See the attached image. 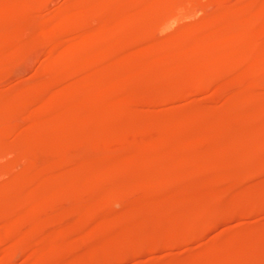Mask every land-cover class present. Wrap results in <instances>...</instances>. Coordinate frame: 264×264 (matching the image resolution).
<instances>
[{"label":"rangeland","instance_id":"374dc122","mask_svg":"<svg viewBox=\"0 0 264 264\" xmlns=\"http://www.w3.org/2000/svg\"><path fill=\"white\" fill-rule=\"evenodd\" d=\"M77 1L8 0L7 2V0H0V3L2 2L0 6L3 8H0V110L4 112L2 115L0 114V221L3 219L0 222V231L3 232V227L6 228L11 223H16L18 226L14 232L7 230L8 233L5 231L0 234V264H264V176H262L264 173V78L259 76L254 79L259 83L253 80L248 83L245 81L244 84L245 76H243L257 70L261 63L264 64L263 57H261L263 62H259L260 64L257 62L260 59L259 56H263L262 52L264 53V0H179V3L178 0H174V3L167 0L171 4L164 3L166 0H162L163 2H160L164 3L162 7L157 5L159 3L154 0H132V2L121 0L120 4L123 9L122 12L117 11L119 13L112 12L113 9L115 11V5L119 3L117 0H86L85 3L90 1L92 4L87 3L91 6L89 12H94L93 8L95 7L96 10L99 5L102 8L98 7L94 13L85 14L83 17L86 19L79 17L80 21L77 19L78 17H73L74 9L80 4L79 2L84 0ZM256 1L257 4H255ZM95 3L97 4L95 5ZM6 5L8 6L6 7ZM131 5L135 9L131 8L130 10ZM155 5L157 6L155 7ZM110 7H112L111 11ZM164 7L167 8V11ZM153 8L154 11H152ZM1 10L3 11L1 12ZM227 11H231L230 14ZM65 12H69L68 20L58 19ZM146 12L155 13L158 18L156 16L154 18L148 13L149 17L152 16L151 20L150 18H148L149 20L144 19ZM121 13L123 15L118 17L119 19L117 18V22L115 17L113 18L115 22H112L113 15H121ZM126 16L129 19L123 21ZM222 18L225 20L230 18V21H227V26L216 23ZM233 19H235L234 22H232ZM107 21L109 22L106 23ZM146 21L149 22L146 24ZM231 24L233 26H230ZM47 26L51 27L48 29ZM99 26L102 27L106 40L110 41L111 50L103 55H97V52H94L96 55L94 53L92 55L90 48L92 49L94 46L92 50L97 51L96 38L86 40L87 43L85 41L79 43L78 39L82 29L91 28L89 31H93ZM206 26L210 28H206ZM198 27L207 32L209 29L210 32H208L209 34L207 32L200 33L205 37L204 40L201 38L202 42L197 35L195 36L199 30H202L198 29L194 32ZM211 29L213 33L210 31ZM233 29L238 32L236 33ZM61 33L66 34V37L70 33V36L68 35L66 38ZM137 33L141 35L138 36ZM247 35L250 38L247 39ZM118 36L122 38V41L117 38ZM136 37L140 38L139 42L140 40L142 42L137 43ZM186 37L193 38L189 40ZM215 38L217 39L215 40ZM242 38L247 41H242ZM112 39L115 40L112 41ZM144 40L148 41L143 43ZM233 40L236 43L239 40V43L236 44ZM157 41L165 44V51L163 50L162 54L153 57L154 54L144 49V45ZM62 42L68 43L64 45ZM84 43L87 46H82L85 45ZM176 43L177 45H175ZM224 44L228 46L225 48ZM116 48L127 49L126 54L119 58L114 54L115 52L113 53L114 50L117 52ZM51 50L53 54H56L53 55ZM69 50H72L71 53ZM207 51H210L207 54H213L210 57L206 54L207 59H205L204 53ZM1 52L5 57L1 55ZM226 52L228 55L225 54ZM86 53L97 57L96 64L100 65L97 66L102 71L84 75L77 73L76 76L80 75L83 86L73 90L72 93L70 92L67 97L62 96L66 100H61L60 94L69 85L71 78L75 76L74 74L69 75L73 73L71 70L75 65L73 63H76L78 58H85ZM184 53L187 54L184 55ZM191 53L200 56L196 57L197 60H200L195 61L196 64H199L198 67L193 64L195 70L192 71L196 74L189 77L182 76L184 81L178 76L179 80L172 78L173 80L167 82L166 73L175 69L176 66L174 67L173 64L176 63L179 66L177 63L179 60L182 66L184 60L181 59H185L189 54L193 56ZM81 54H84L85 57H81ZM254 54L255 56H253ZM89 55L86 58L91 57ZM218 55L220 56L218 57ZM156 57L159 58L158 61H156ZM237 58H239V62ZM222 59L226 65L233 63L236 66L231 64L227 67ZM247 59L249 62H246ZM98 60L99 62H97ZM153 60L155 63L152 64L159 63L161 71L159 72V67L156 70L159 73L155 74L154 70H148L151 69ZM229 60L236 62L230 63ZM169 61L174 62L170 63ZM219 61L222 63V66H219L220 69L216 68L220 64ZM204 62L212 63H209L211 67L209 64L206 66ZM256 63H258V68L255 66ZM223 66L228 69H224ZM196 68H199L201 78ZM141 69H144L147 76H142ZM64 71L68 75L65 72L66 75L63 76ZM202 71L204 75L201 73ZM121 75L122 77H120ZM148 75H150L149 78ZM194 75L199 76L197 78ZM216 75L221 79L219 80ZM227 75H232L234 79L231 81L232 84L228 83L224 86L222 78ZM76 76L75 78H77ZM207 76L213 78L215 82L201 83L203 81L201 79ZM133 77L139 82L134 81ZM122 78L124 79L122 80ZM142 78L145 79L140 81ZM188 78L193 80L189 81ZM65 79L69 82H65ZM115 79H119L120 82L114 81ZM206 79L209 80V78ZM176 81L181 83L178 84ZM249 84L250 86H248ZM178 85H183V88H179ZM201 85H207V87ZM245 85L248 90H246L247 92L243 90L244 97L242 96V100H240L241 96L237 98L233 93L237 91V87L243 86L244 88ZM83 87L86 88L83 89ZM219 87H222L223 90L222 97L219 95L222 91L218 92L221 90ZM202 89L203 91H201ZM84 95L91 96L92 99V104L86 108L82 107L80 103L85 99ZM58 97L61 102L57 104ZM157 97H160L161 102ZM122 98L125 99V102ZM142 98L143 103L140 102ZM144 98L148 100L145 102ZM127 99L133 102L130 101L127 105ZM20 100L27 101L30 109L28 107L29 110L27 109L26 112L29 111L30 114L24 113L25 111L15 112V105ZM103 102L108 107L117 110L119 105L126 106V108H122L121 111L119 110L120 112L113 110L110 117L105 119L99 118L97 117L99 109L97 107L99 104L103 105ZM12 103L14 107H12ZM225 103L227 104L224 105ZM130 104H132L131 107H129ZM65 106H67L66 109ZM261 107L262 109H260ZM193 109H196L195 112ZM138 111L144 115L143 117L140 114L143 121H139L141 118L136 119ZM136 112L138 114L135 116ZM8 113L10 115H7ZM149 115L153 117V123H151L152 117L150 118ZM146 116L147 122L144 119ZM83 117H93L96 120L93 122L94 124L89 122L91 125L89 126L87 121H85L87 124L81 121L84 119ZM130 117L131 120L135 119L129 121ZM74 119L76 121L73 122L74 124L66 125L67 120ZM78 119L81 122L77 121ZM239 121H242V124ZM247 121L256 123L253 125L254 129L252 128L248 134L246 131ZM239 123L244 125L245 129L241 130L242 126ZM34 125L36 131H34ZM238 128L239 130H237ZM227 129L228 133H226ZM243 131L246 133L244 132V134ZM29 132H31L30 134L35 133V135L33 134L31 137L29 134L31 137L29 138V135H26ZM233 132H236L237 135ZM220 133L224 134L220 136ZM216 136L222 138L223 145L221 144V146L223 147H211L213 139L210 140V138ZM22 139L24 140L22 141ZM199 140H201V144ZM210 141L211 143H209ZM198 142L200 145L198 144L194 148L193 144ZM18 144L20 145L18 146ZM216 149L220 152L217 153ZM217 156L219 162L216 161ZM111 157L117 158L119 166V168L118 166L113 168L112 171L111 169L96 168L93 171L87 170L78 174L74 167L96 162L99 165V162L101 164L104 161L107 163L110 159L111 161L115 160ZM248 158L250 161L247 160ZM241 159L244 163L241 162ZM216 162L219 164H215ZM252 162L255 163V166ZM262 162L263 164L260 165L262 168H260L259 164ZM58 165L64 167L62 173L59 172V176L61 175L62 185L65 184L64 186L60 184L59 191L39 193L29 188L28 180H36L39 172L42 173L41 175L44 173L48 176L51 171L53 173L57 169ZM27 170L30 171L28 174L30 176L29 179L28 176L25 178L28 180L24 188L25 180L22 176H26L24 174L28 173ZM19 172H24L20 176L23 178H20L22 181L19 180L23 183L20 185L16 180L20 186L16 189H21V186H23L22 189L28 188L25 191L21 190V193L20 190L14 189V192L18 195L17 191H19L18 196L23 198L21 204L17 202L19 199L17 195L13 197L15 195L13 189L8 188L10 183L16 179L17 173L19 177ZM156 173L162 174V177L160 178V175ZM204 173L206 177L203 176ZM12 174L15 175L13 178ZM45 175L42 177L46 181ZM236 175L241 179H238ZM124 177L128 182H125ZM230 177L233 180H230ZM195 178L198 179L193 181ZM201 178L205 181L203 182ZM119 179H123L124 183ZM146 180L147 182H145ZM228 180L232 182L229 183ZM113 181L114 183L110 186V182ZM175 181H178L179 184L176 185ZM198 181L201 182V191L202 188L208 189V191L205 190L204 194L201 193L203 199L188 201L187 199H191L189 196L192 194L193 186L197 184L199 186ZM241 181L242 184H240ZM119 182L122 185L121 188L120 184H115ZM194 182L197 183L193 185ZM126 183L130 187L126 186ZM190 184L192 185L190 186ZM237 184L241 187L239 188ZM114 185L115 187H113ZM65 186L73 191L69 196H64L62 192L63 189L65 190ZM170 186L173 192L170 191ZM259 186L260 190H263L262 192H259ZM244 187L247 189L252 187L258 193L254 192L255 194H253L251 191L254 189H248V192ZM176 188L180 191L179 194L183 192L181 196L179 195V200L177 197L175 199L178 203L175 202L167 207L163 206L161 209L162 205H157L156 201L164 199L161 197L163 195L167 194L168 196V190L170 194L175 193L177 196ZM181 188L187 190L185 189L184 192ZM212 188L213 190L218 189L217 194L213 190L210 192ZM233 188L236 190L234 191ZM165 191L167 192L165 193ZM212 193H214L213 196ZM219 194L221 195L219 196ZM157 195L161 197L159 200L156 199ZM226 195H228L227 198ZM15 197L16 199L13 201ZM153 198L155 199L152 200ZM27 199L30 201L27 202ZM89 210L91 211L89 212ZM8 216H10L9 219L6 218ZM13 219L15 220L13 221ZM74 225L77 230L79 229L77 232L79 235L76 234V230L70 229L71 233L69 234V231L65 232L63 229L65 227L67 230L66 228ZM126 225L128 226L122 229ZM121 235H123L122 239Z\"/></svg>","mask_w":264,"mask_h":264},{"label":"bare ground","instance_id":"6f19581e","mask_svg":"<svg viewBox=\"0 0 264 264\" xmlns=\"http://www.w3.org/2000/svg\"><path fill=\"white\" fill-rule=\"evenodd\" d=\"M1 1H2V0H1ZM4 1H5V0H4ZM9 1H11V0H9ZM78 1H82V0H78ZM78 1H77V2H78ZM85 1H86V0L82 1L83 3H82V2H79L80 4L77 5L76 9H74V10H75V15H74L73 17H75V18L78 17V18H77L78 20L81 19V18H79V17H83V16L85 17V14H87V13L89 14V13H92V12H93V11H91V12L88 11V10L91 9V8H90V7H91V6H90V4H91L90 1H91V0H90L89 2L87 1L86 3H85ZM94 1H95V0H94ZM117 1H118L119 3H117V4L115 3V4H116V5H115V11H114V9H113V11H112V12H114V13H116L117 11H121V10L123 9V6L120 4V3H121V2H120L121 0H117ZM117 1H116V2H117ZM125 1H126V0H125ZM130 1L132 2V0H130ZM134 1H135V0H134ZM137 1H138V0H137ZM142 1H143V0H142ZM145 1H146V0H145ZM168 1H169V0H168ZM173 1H174V0H170V2H173ZM7 2H8V0H7ZM7 2H5V3L8 4ZM20 2H21V1H20ZM28 2H30V1H28ZM77 2H76V3H77ZM114 2H115V1H114ZM126 2H127V1H126ZM154 2L159 3V4H157V3H156V4L159 5L160 7H162V5H163L165 2H167V0L164 1L163 4H161V3L163 2L162 0H156V1L154 0ZM160 2H161V3H160ZM170 2H169V3L167 2V3H168V4H171ZM177 2L179 3V0H178ZM181 2H182V1H181ZM252 2H253V1H252ZM252 2H251V3H252ZM254 2H255V1H254ZM3 3H4V2H3ZM14 3H15V2H14ZM22 3H23V2H22ZM33 3L35 4V2H33ZM33 3H32V4H33ZM87 3H90V4H87ZM139 3H140V2H139ZM142 3H143V2H142ZM173 3H174V2H173ZM173 3H172V5H173ZM0 4H2V2H1ZM19 4H21V3H19ZM30 4H31V3H30ZM93 4H94V3H93ZM96 4H97V3H95V5H96ZM100 4H101V3H100ZM255 4H257V1H256ZM8 5H9V4H8ZM8 5H6V7H7ZM91 5H92V4H91ZM95 5H94V6H95ZM134 5H135V4H134ZM140 5H141V4H140ZM157 5H155V7H156ZM4 6H5V4H4ZM4 6H3V7H4ZM103 6H105V5H103ZM129 6H130V4H129ZM164 6H165V5H164ZM252 6H254L253 3H252ZM6 7H5V8H6ZM98 7H101V8H102L101 5H99ZM98 7H97V9H98ZM155 7H154V8H155ZM168 7L170 8V6H168ZM173 7H174V6H173ZM0 8H1V6H0ZM94 8H95V7H94ZM94 8H93V10H94V12H95L97 9L95 10ZM131 8H133L132 5H131V7H130V10H131ZM154 8H153L152 11H154ZM158 8H159V7H158ZM164 8H166V7H164ZM1 9H3V8H1ZM6 9H7V8H6ZM110 9H112V7H110L109 10H110ZM133 9H135V8H133ZM164 10H165V9H164ZM2 11H3V10H1V12H2ZM4 11H9V10H4ZM110 11H111V10H110ZM135 11H136V10H135ZM149 11H150V10H149ZM152 11H151V13H153ZM161 11H163L162 8H161ZM166 11H167V8H166ZM73 12H74V11H73ZM94 12H93V13H94ZM121 12H122V11H121ZM129 12H130V11H129ZM132 12H133V11H132ZM227 12H228V11H227ZM230 12H231V11H230ZM230 12H228V13L230 14ZM68 13H69V12H68ZM68 13L65 12L61 17H60V14H59V17H60V18H58V19H60V20H65V19H67V20H68V17H69V14H68ZM117 13H119V12H117ZM148 13H150V12H146V13L144 14V19L149 20L148 18H150V20H151V17H152V16L149 17V14H148ZM151 13H150V14H151ZM155 13H156V11H155ZM155 13H154V14H151V15H153V17H154V16H156V14H157V13H156V14H155ZM161 13H165V12H161ZM221 13H222V12H221ZM130 14H131V13H130ZM70 15H71V14H70ZM118 15H119V14H118ZM118 15H117V14H114L113 17H112V14H111V17H112V18H111V17H110V18L112 19V22H115V21L117 22V18H118V17L120 18V16H122L123 13H121V15H119V16H118ZM162 15H163V14H162ZM224 15H225V14H224ZM86 16H87V15H86ZM157 16H158V14H157ZM157 16H156V17H157ZM56 17H57V16H56ZM84 17H83V19H86V18H84ZM114 17L116 18V20L113 19ZM110 18H109V20H111ZM119 18H118V19H119ZM131 18H132V17H131ZM154 18H155V17H154ZM154 18H153V19H154ZM157 18H158V17H157ZM218 18H219V17H218ZM77 19H73V20L76 21ZM87 19H88V16H87ZM128 19H129V18L126 16V17L123 18V21H126V20H128ZM70 20H71V22H73L72 19H70ZM114 20H115V21H114ZM121 20H122V19H121ZM228 20L230 21V18L227 19V20H225V19L222 18V19H219L218 21H216V23L218 22V23H220V24H222V25H226V24L228 23V22H227ZM234 20H235V19H233L232 22H234ZM53 21H54V20H53ZM58 21H59V20H58ZM79 21H80V20H79ZM81 21H82V20H81ZM108 22H109V21H107L106 23H108ZM132 22H133V21H132ZM148 22H149V21H148ZM148 22L146 21V24H147ZM53 23H55V22H53ZM120 23H121V22H120ZM139 23H140V22H139ZM206 23H207V21H206ZM211 23H212V22H211ZM229 23H231V22H229ZM255 23H256V22H255ZM255 23H254V24H255ZM50 24H51V23H50ZM50 24H48V25H50ZM109 24H112V23H109ZM115 24H116V23H115ZM118 24H119V23H118ZM141 24H142V23H141ZM232 24H233V23H232ZM232 24H231L230 26H233V25H234V24H233V25H232ZM258 24H259V23H258ZM46 25H47V24H46ZM203 25H204V23H203ZM205 25H206V24H205ZM216 25H217V27H218V24H216ZM51 26H52V25H51ZM51 26H50V27H51ZM116 26H117V25H116ZM210 26H211V25H210ZM212 26H213V24H212ZM219 26H220V25H219ZM226 26H227V25H226ZM254 26H255V25H254ZM254 26H253V28H254ZM262 26H263V25H262ZM47 27H48V26H47ZM50 27H48V29H49ZM108 27H109V25H108ZM202 27H203V26H202ZM204 27H205V26H204ZM208 27H209V26H208ZM208 27L206 26V28H208ZM255 27H257V26H255ZM258 27H259V26H258ZM81 28H82V27H81ZM94 28H95V27H94ZM94 28H92V29H94ZM112 28H114V27H112ZM209 28H210V27H209ZM228 28H229V26H228ZM87 29H88V28H87ZM89 29H91V28H89ZM89 29H88V30H86V29H85V30L82 29V31H80V32H81V35H80L79 39L77 38V39L79 40V43H80V42H84V41L86 42V40H89V39H92V38L95 37L96 40H97V47H96V48H97V51H93V50H92L94 46L92 47V49L90 48V50H91L90 53L92 52V53H91L92 55H93L94 52H97V55H103V54L107 53L108 51H110V50H111V44L109 43L110 41L108 42V41H107L108 39L106 40V38L104 37L102 27L99 26L98 28H96V29L93 30V31H89ZM198 29H202V30H201V31L199 30L198 34L196 33L195 36L197 35V37L200 39V42H202V41H201V38H202V40H204L203 38H205V37L203 36V34L200 35V33H201V32H202V33H203V32H207V31H205V30L203 31V28L198 27V28H196V30H194V32L198 31ZM219 29H220V28H219ZM225 29H226V28H225ZM229 29H230V28H229ZM46 30H47V29H46ZM78 30H79V28H78ZM216 30H217V29H216ZM233 30H234V29H233ZM263 30H264V29H263ZM190 31H191V30H190ZM190 31H189V32H190ZM210 31H212V29H211ZM213 31H214V27H213ZM213 31H212V33H213ZM234 31H235L236 33L238 32L237 30H234ZM107 32H108V31H107ZM191 32H192V31H191ZM194 32H193V34H194ZM208 32H209V29H208ZM208 32H207V34L210 33V32H209V33H208ZM217 32H218V31H217ZM225 32H227V31H225ZM229 32H230V31H229ZM231 32H232V30H231ZM175 33H176V32H175ZM220 33H221V32H220ZM233 33H234V32H233ZM236 33H235V34H236ZM66 34H67V32H66ZM66 34H65V35H66ZM69 34H70V33H69ZM69 34H68V35H69ZM184 34H185V33H184ZM214 34H215V33H214ZM230 34H231V33H230ZM241 34H242V36H243V32H242ZM246 34H247V33H246ZM246 34H245V35H246ZM249 34H250V32H249ZM61 35H63V34L61 33ZM61 35H60V38L62 39V36H61ZM65 35H63V36L66 37ZM68 35H67V37H68ZM127 35H128V34H127ZM137 35L140 36L141 34H140V33H139V34L137 33ZM174 35H175V34H174ZM186 35H187V34H186ZM191 35H192V34H191ZM239 35H240V34H239ZM250 35H251V34H250ZM69 36H70V35H69ZM78 36H79V35H78ZM120 36H121V35H120ZM132 36H133V35H132ZM219 36H221V35H219ZM222 36H223V35H222ZM231 36H232V35H231ZM237 36H238V35H237ZM67 37H66V38H67ZM74 37H75V36H74ZM184 37H185V36H184ZM214 37H215V36H214ZM232 37H233V36H232ZM117 38H118L119 40L122 39V38L119 37V36H118ZM136 38H137V37H136ZM170 38H171V37H170ZM173 38H175V37H173ZM186 38H188V37H186ZM192 38H193V37H192ZM192 38L190 37V39H192ZM248 38H250V37H248V35H247V39H248ZM71 39H72V38H71ZM77 39H76V41H78ZM115 39H116V38H115ZM115 39H112V41H114ZM132 39L134 40L133 37H132ZM137 39H138V38H137ZM139 39H140V38H139ZM139 39H138L137 43L139 42ZM142 39H143V37H142ZM188 39H189V38H188ZM190 39H189V40H190ZM207 39H208V37H207ZM216 39H217V38H215V40H216ZM231 39H232V38H231ZM234 39H235V38H234ZM242 39H243V38H242ZM245 39H246V38H245ZM247 39H246V41H247ZM116 40H117V39H116ZM183 40H184V39H183ZM221 40H222V39H221ZM229 40H230V39H229ZM239 40H240V39H239ZM239 40H238V41H239ZM254 40H255V39H254ZM62 41H63V40H62ZM112 41H111V42H112ZM121 41H122V40H121ZM146 41H148V40H144L143 43H146ZM173 41H174V40H173ZM185 41H188V40H185ZM191 41H192V40H191ZM208 41H209V40H208ZM211 41H212V40H211ZM231 41H232V40H231ZM238 41H237V43H239ZM242 41H245V40L243 39ZM246 41H245V42H246ZM249 41H250V40H249ZM251 41H252V40H251ZM70 42H71V41H70ZM140 42H142V41L140 40ZM140 42H139V43H140ZM176 42H177V41H176ZM192 42H194V41H192ZM198 42H199V40H198ZM204 42H205V41H204ZM233 42L236 43V41H234V40H233ZM240 42H241V40H240ZM252 42H253V41H252ZM62 43H64V42H62ZM67 43H68V42H66V44H67ZM86 43H87V42H86ZM89 43H90V42H89ZM114 43H115V42H114ZM114 43H112V44H114ZM133 43H134V46H135V44H136V43H135V40H134ZM162 43H163V42H161V41H157V42H155V43H149V44L144 45V46H145L144 49L151 51V53L154 54L153 57H155L156 55H158V54H160V53L162 54V52H163V50H164V48H165V44L163 43V44H164V46H163ZM172 43H173V42H172ZM174 43H175V42H174ZM174 43H173V44H174ZM213 43H214V41H213ZM215 43H216V41H215ZM228 43H229V41H228ZM237 43H236V44H237ZM66 44L64 43V45H66ZM84 44H85V43H84ZM131 44H132V43H131ZM180 44H181V43H180ZM203 44H204V43H203ZM79 45H80V44H79ZM137 45H138V44H137ZM175 45H177V43H176ZM216 45L218 46V44H215V46H216ZM224 45H226V46H224L225 48L228 46L227 44H224ZM229 45H230V44H229ZM232 45H233V44H232ZM77 46H78V45H77ZM82 46H87V45L85 44V45H82ZM95 46H96V45H95ZM112 46H113V45H112ZM138 46H139V45H138ZM180 46H181V45H180ZM189 46H190V45H189ZM202 46H203V45H202ZM230 46H231V45H230ZM113 47H114V46H113ZM113 47H112V48H113ZM115 47H117L116 44H115ZM115 47H114L113 49H115ZM128 47H129V46H128ZM135 47H136V46H135ZM173 47H176V46H173ZM203 47H204V46H203ZM126 48H127V47H126ZM130 48H131V47H130ZM167 48L169 49V47H167ZM179 48H180V47H179ZM185 48H186V47H185ZM188 48H189V47H188ZM204 48H207V47H204ZM208 48H209V47H208ZM215 48H217V47H215ZM220 48H221V47H220ZM68 49H69V47H68ZM94 49H95V48H94ZM116 49H117V52L114 50L113 53L115 52L114 54H116V56H118L119 58H121L122 56H124V55L126 54V50H127V49H126V50H125V48H116ZM174 49H175V48H174ZM176 49H177V48H176ZM195 49H196V48H195ZM197 49H198V47H197ZM209 49H210V48H209ZM209 49H208V50H209ZM211 49H213V48H211ZM217 49H218V48H217ZM169 50H170V49H169ZM177 50H178V49H177ZM177 50H176V51H177ZM192 50H193V49H192ZM198 50H199V49H198ZM200 50H201V49H200ZM213 50H214V49H213ZM218 50H219V49H218ZM221 50H222V49H221ZM226 50H227V49H226ZM262 50H263V49H262ZM70 51H72V50H69V52H70ZM129 51H130V49H129ZM164 51H165V50H164ZM178 51H179V50H178ZM178 51H177V52H178ZM187 51H188V50H187ZM210 51H211V50H210ZM210 51H207V52L204 53V55H205V59H207L206 56L209 55V54H207V53H208V52L210 53ZM216 51H217V50H216ZM224 51H225V50H224ZM228 51H229V49H228ZM263 51H264V50H263ZM2 52H3V51H2ZM2 52H1V53H2ZM5 52H8V51L5 50ZM111 52H112V51H111ZM169 52H170V51H169ZM174 52H175V51H174ZM203 52H204V50H203ZM214 52H215V51H214ZM221 52H222V51H221ZM261 52H262V51H261ZM261 52H260V53H261ZM3 53H4V52H3ZM3 53H2L1 55H3ZM51 53H52V50H51ZM70 53H71V52H70ZM134 53H135V52H134ZM147 53H148V52H147ZM172 53H173V52H172ZM189 53H190V52H189ZM197 53H198V52H197ZM200 53H202V52H200ZM217 53H218V51H217ZM4 54H6V53H4ZM52 54H53V53H52ZM52 54H51V55H52ZM55 54H56V53H55ZM55 54H53V55H55ZM57 54H58V52H57ZM91 54H90V55L88 54V55L91 56ZM94 54H95V53H94ZM166 54H168V53H166ZM174 54H175V53H174ZM186 54H187V53H184V55H186ZM191 54H193V56L189 54L190 56L187 55V57H186L185 59H181V60H184V61H185V62H184V61L182 62V66H181V64H180L181 61H180V63H179V60L177 61V63L179 64V66H177L176 63L173 64L174 67L176 66L177 68L175 67V69H171V71L169 70L168 73H166V78H165V79H166L167 82H170L172 78H174V79L176 78V80H179V79H177V78H179L178 76H180V79H181V80H182V76H183V77H184V76H185V77H187V76H188V77H189V76H193V74L195 73V72H193V71L195 70V69H194V67H195L194 65H196L197 67H198V65H199V64H196L195 61H196L197 58H199L200 56H199V57L196 56V55H195L196 53H195V54H194V53H191ZM206 54H207V55H206ZM212 54H213V53H212ZM212 54L209 55V57L212 56ZM218 54H219V53H218ZM223 54H224V53H223ZM225 54L228 55L227 52H226ZM262 54H263V56H259L260 59L257 57V58L259 59V61L257 60L258 63H259V62H260V63L263 62V60H261V57H263L262 59H264V53L262 52ZM262 54H261V55H262ZM85 55H87V53H86ZM88 55H87V56H88ZM95 55H96V54H95ZM148 55H149V54H148ZM179 55H180V54H179ZM181 55L183 56V54H181ZM197 55H198V54H197ZM214 55H215V54H214ZM226 55H225V56H226ZM256 55H257V54H256ZM3 56L5 57V55H3ZM3 56H2V57H3ZM76 56H78V55H76ZM82 56L85 57L84 54H83V55L81 54V57H82ZM87 56H86V57H87ZM159 56H160V55H159ZM182 56H181V57H182ZM202 56H203V55H202ZM219 56H220V55H218V57H219ZM240 56H241V55H240ZM253 56H255V54H254ZM51 57H52V56H51ZM79 57H80V55H79ZM86 57H85V58H81V59L78 58V60L76 61V63H73V64H75V65L72 64V65L74 66V67H72L73 69H71V70H73V71H72L73 73H71V74H69V75L74 74V75L76 76L77 73L80 74V75H82V74L84 75V74H87V73H91V74H92V72H96V71H100V72H101V71H102V70H100V69L98 68V66H97V65H99V64H96V58H97V57H96V58H95V56H91V57H88V58H86ZM164 57H165V56H164ZM164 57H163V58H164ZM196 57H197V58H196ZM228 57H229V56H228ZM228 57H226V58H228ZM242 57H243V56H242ZM49 58H50V57H49ZM156 58H157V60H156V59H155V60L158 61L159 58H158V57H156ZM183 58H184V57H183ZM202 58L204 59V57H202ZM212 58H213V57H212ZM232 58H233V57H232ZM239 58H240V57H239ZM239 58H237V60H238ZM243 58H244V57H243ZM257 58H256V59H257ZM13 59H14V58H13ZM149 59H150V58H149ZM164 59H165V58H164ZM178 59H179V58H178ZM203 59H202V60H203ZM205 59H204V60H205ZM208 59H209V58H208ZM210 59H211V58H210ZM210 59H209V60H210ZM214 59H215V58H214ZM224 59H225V57H224ZM224 59H222V60L224 61ZM234 59H236V58H234ZM1 60H2V59H1ZM73 60L75 61V60H76V57H75V59H73ZM150 60H151V59H150ZM167 60H168V59H167ZM169 60H171V59L169 58ZM199 60H200V59H199ZM199 60H197V61H199ZM219 60H220V59H219ZM227 60H228V59H227ZM227 60H226V61H227ZM243 60H244V59H243ZM247 60H248V59H247ZM247 60H246V62H249V60H248V61H247ZM250 60H252L251 57H250ZM253 60H254V59H253ZM148 61H149V60H148ZM153 61H154V60H153ZM153 61L151 62V64H152V63H155V61H154V62H153ZM215 61H216V60H215ZM241 61H242V60H241ZM6 62H7V61H6ZM50 62H51V61H50ZM97 62H99V60H98ZM115 62H116V61H115ZM149 62H150V61H149ZM169 62L171 63V62H174V61H169ZM220 62H221V61H219V63H220ZM229 62H230V60H229ZM231 62H236V61H233V60H232ZM231 62H230V63H231ZM238 62H239V60H238ZM102 63H103V62H102ZM183 63H184V64H183ZM197 63H198V62H197ZM200 63H201V62H200ZM204 63H205V62H204ZM209 63H210V62H209ZM209 63H205L206 66H207V64H209ZM212 63H213V60H212ZM212 63H210V64H212ZM219 63H217V64H219ZM223 63H225V61H224ZM227 63H228V62H227ZM252 63L254 64V62H252ZM258 63L255 64V66H257V68H258ZM260 63H259V64H260ZM49 64L51 65L52 63H49ZM49 64H48V65H49ZM107 64H108V63H107ZM158 64H159V63L152 64V65H151V69H148V70H151V71L154 70L153 73H155V74H156V73H159V72L161 71V69H160V67L158 66ZM193 64H194V65H193ZM210 64H209V65H210ZM215 64H216V62H215ZM231 64H232L233 66H236V64H233V63H231ZM231 64H230V65H231ZM10 65H11V64H10ZM156 65H157V66H156ZM223 65H224V64H223ZM225 65H226V63H225ZM227 65L230 66L229 64H227ZM227 65H226V66H227ZM244 65H245V64H244ZM263 65H264V64L261 63L260 67H259L257 70H253V71H251V72H249V73L243 75V76H245L244 84H245V81H247V83H248V81H249V82H250V81H253L255 78H257V77H259V76H263V78H264V66H263ZM99 66H100V65H99ZM102 66H103V65H102ZM106 66H107V65H106ZM142 66H143V65H142ZM146 66H147V65H146ZM148 66H149V65H148ZM148 66H147V67H148ZM155 66H156V68H155ZM170 66H172V65H170ZM201 66H202V65H201ZM201 66H200V67H201ZM203 66H205V65H203ZM212 66H214V65H212ZM219 66H222V63H220L219 65H217V67H216V66H214V67L218 68ZM228 66H227V67H228ZM8 67H9V65H8ZM50 67H51V66H50ZM112 67H113V66H112ZM149 67H150V66H149ZM157 67H159V72L156 71V70L158 69ZM210 67H211V65H210ZM214 67H213V68H214ZM227 67H225V68L228 69ZM101 68H102V67H101ZM143 68H145V67H143ZM172 68H173V67H172ZM201 68H202V67H201ZM223 68H224V66H223ZM223 68H221L222 71H224V69H225V68H224V69H223ZM233 68H234V67H233ZM116 69H117V68H116ZM118 69H119V68H118ZM198 69H199V68H196V71H197ZM202 69L204 70V68H202ZM207 69H208V68H207ZM214 69H215V68H214ZM219 69H220V67H219ZM234 69H235V68H234ZM236 69H237V68H236ZM141 70H142V71H140V72L142 73V76H143V75H146V76H147L146 72L143 71L144 69H141ZM146 70H147V69H146ZM192 70H193V71H192ZM215 70H216V69H215ZM67 71H68V70H67ZM69 71H70V70H69ZM205 71H206V69H205ZM244 71H245V70H244ZM65 72H66V71H64L63 73H65ZM100 72H99V73H100ZM192 72H193V73H192ZM209 72H210V71H209ZM226 72H227V71H226ZM231 72H233V71H231ZM66 73H67V72H66ZM66 73L63 74V76L66 75ZM134 73H135V72H134ZM190 73H191V75H190ZM197 73L200 75V78H201V74L199 73V70H198ZM201 73L203 74V71H202ZM204 73H206V72H204ZM215 73H216V71H215ZM215 73H212V74H215ZM219 73H221V72H219ZM219 73H218V75H219ZM228 73H229V71H228ZM235 73H236V72H235ZM78 74H77V75H78ZM91 74H90V75H91ZM135 74H136V73H135ZM135 74H133V75H134V76H136V75L139 76V74H136V75H135ZM195 74H196V73H195ZM210 74H211V73H210ZM210 74H208V75H210ZM223 74H224V73H223ZM230 74H231V73H230ZM67 75H68V73H67ZM80 75H79V77L76 76L77 78H75V76H73V78H71L72 80H71L70 78H68V77H70V76L65 77V78H68V80H71V81H70L69 85H68V86L62 91V93L60 94V96H61V97H60L61 100H62V99L66 100L65 98H62V96L67 97V95L69 96L70 92L72 93L73 90H75V89L77 90V89H79L81 86H83V84H82L83 81H82V79L80 78ZM199 75H196V76L194 75V77H197V76H199ZM203 75H204V74H203ZM206 75H207V73H206ZM206 75H205V76H206ZM218 75H216L217 78H218ZM220 75H222V74H220ZM104 76H105V75H104ZM138 76H137V77H138ZM149 76H150V75H148V78H149ZM205 76H204V77H205ZM222 76H223V75H222ZM120 77H122V75H121ZM137 77H136V78H137ZM151 77H152V76H151ZM214 77H215V76H214ZM240 77H241V76H240ZM115 78H116V77H115ZM118 78H119V77H118ZM133 78H134V77H133ZM140 78H141V76H140ZM190 78H192V77H190ZM197 78H198V77H197ZM197 78H196V80H197ZM206 78H209V80L206 79ZM206 78H202L201 80H203V81H202L201 83H204V84H205V83H207V82H209V81H210V82H215V81L213 80V78H211L210 76H207ZM210 78H211V79H210ZM243 78H244V77H243ZM63 79H64V78H63ZM91 79H92V78H91ZM123 79H124V78H122V80H123ZM125 79H126V78H125ZM143 79H145V78L140 79V81L143 80ZM146 79H147V78H146ZM150 79H151V78H150ZM152 79H153V78H152ZM194 79H195V78H194ZM215 79H216V78H215ZM218 79H219V78H218ZM220 79H221V78H220ZM220 79H219V80H220ZM222 79H223V81H222V85L226 86L228 83H231V81H232L234 78L232 77V75H227V76L223 77ZM68 80L66 81V79H65V82H69ZM117 80H119V79H115L114 81H116V82L119 83L120 80H119V81H117ZM135 80H136V79L134 78V81H135ZM172 80H173V79H172ZM188 80H189V78H188ZM192 80H193V79H192ZM192 80H189V81H192ZM201 80H200V81H201ZM136 81H137V80H136ZM161 81H162V80H161ZM182 81H184V80H182ZM189 81H188V82H189ZM198 81H199V80H198ZM200 81H199V82H200ZM242 81H243V80H242ZM242 81H241V82H242ZM254 81H255V80H254ZM258 81H259V80H258ZM86 82L88 83V81H86ZM116 82H115V84H117ZM137 82H139V81H137ZM150 82H151V81H150ZM154 82H155V80H154ZM167 82H165V83H167ZM176 82H177V81H176ZM176 82H175V84H176ZM199 82H198V84H199ZM255 82H256V83H259V82H257V81H255ZM172 83H173V82H172ZM177 83L180 84L181 82H180V83L177 82ZM194 83H196V82H194ZM218 83H219V82H218ZM218 83H217V84H218ZM233 83H234V82H233ZM237 83H238V79H237ZM253 83H254V82H253ZM256 83H254V84H256ZM65 84L67 85V83H65ZM113 84H114V83H113ZM152 84H153V80H152ZM184 84H185V82H184ZM184 84H183V85H184ZM196 84H197V83H196ZM231 84H232V83H231ZM231 84H230V85H231ZM244 84H243V85H244ZM250 84H252V83H250ZM250 84H249L248 86H250ZM183 85H182V86L178 85V86H179V88H180V87L183 88ZM194 85H195V84H194ZM214 85H215V83H214ZM241 85H242V84H241ZM241 85H240V86H241ZM84 86H85V85H84ZM174 86H175V85H174ZM178 86H177V87H178ZM201 86H204V85H201ZM201 86H200V88H202ZM205 86L207 87V85H205ZM205 86H204V87H205ZM220 86H221V85H220ZM235 86H236V85H235ZM237 86H238V85H237ZM195 87H196V86H195ZM197 87H199V85H197ZM197 87H196V88H197ZM245 87H246V88H245ZM84 88H86V87H83V89H84ZM196 88H195V90H196ZM219 88H220L221 90H218V92H221V91H222V93H219V95H221L220 97H222V95H223V90H222V87H219ZM225 88H226V87H225ZM225 88H224V90L227 89V88H226V89H225ZM242 88H243V86H242L241 88L237 87V88H236L237 91H235V92L233 93V95L235 94V96H237V98L241 96V99H240V100H242V96L244 97V95H242V93L244 94L243 90H245V91L248 90V89H247V85H245L243 89H242ZM87 89H89V88H87ZM177 89H178V88H177ZM206 89H207V88H206ZM238 89H239V90H238ZM175 90H176V89H175ZM240 90H242V91H240ZM81 91H82V90H81ZM197 91H198V90H197ZM199 91H200V90H199ZM201 91H203V89H202ZM87 92H88V91H87ZM154 92H155V91H154ZM195 92H196V91H195ZM246 92H247V91H246ZM89 93H90V92H89ZM145 94H146V92H145ZM145 94H144V96L147 95V94H146V95H145ZM176 94H177V93H176ZM90 95L92 96V94H90ZM233 95H232V96H233ZM246 95H247V93H246ZM84 96H85V99L81 100V102H80V100H79V102L81 103V106H82V107L86 108L87 106H89L90 104H92V103H91V102H92V101H91L92 99H91V96H86V95H84ZM84 96H83V98H84ZM147 96H148V95H147ZM176 97H177V96H176ZM218 97H219V96H218ZM220 97H219V98H220ZM247 97H248V96H247ZM81 98H82V97H81ZM127 98H128V97H127ZM157 98H159V101H160V97H157ZM58 99H59V97L57 98V104H58V102H61V100L59 101ZM125 99H126V96H125ZM125 99H124V100H125ZM129 99H130V98H129ZM144 99H145V98H144ZM220 99H221V98H220ZM245 99H247V98H245ZM245 99H244V100H245ZM120 100H121V99H120ZM122 100H123V98H122ZM122 100H121V102H122ZM124 100H123V102H125ZM127 100H128V99H127ZM142 100H143V98L141 99V101H140V99H139V101H140L141 103H143ZM146 100H148V99H145V102H146ZM223 100H224V99H223ZM248 100H249V99H248ZM130 101L133 102L132 100H130ZM130 101H129V100L126 101V102H127V105H128V103H130ZM159 101H158V102H159ZM235 101H236V100H235ZM63 102H64V101H63ZM105 102L107 103L106 100H105ZM108 102H109V100H108ZM116 102H117V101H116ZM119 102H120V101H119ZM160 102H161V101H160ZM242 102H243V101H242ZM43 103H44V102H43ZM46 103H47V102H46ZM141 103H140V104H141ZM12 104H13V103H12ZM57 104H56V106H57ZM63 104H64V103H63ZM65 104H66V103H65ZM78 104H79V103H78ZM117 104H118V102H117ZM124 104H125V103H124ZM145 104H146V103H145ZM226 104H227V103H225L224 105H226ZM245 104H246V103H245ZM247 104H248V102H247ZM258 104H259V103H257V105H258ZM111 105H112V104H111ZM131 105H132V104H130L129 107H131ZM133 105H134V103H133ZM147 105H148V104H147ZM151 105H152V104H151ZM254 105H255V104H254ZM11 106H12V105H11ZM54 106H55V105H54ZM60 106L62 107V104H61V103H60ZM63 106H64V105H63ZM149 106H150V105H149ZM12 107H14V104H13ZM12 107H11V108H12ZM28 107H29V105H28V103H27L26 100H20V101L17 102L16 105H15V110H16L15 112H17V111H18V112H19V111H22V112L25 111L24 113H27L26 111H27ZM66 107H67V106H65V109H66ZM79 107H80V106H79ZM79 107H78V108H79ZM82 107H80V108H82ZM115 107H116V106H115ZM132 107H133V106H132ZM224 107H225V106H224ZM258 107H260V106L258 105ZM258 107H257V108H258ZM80 108H79V109H80ZM97 108H99V109H98V116H97V117H99V118H104V119L107 118V117L111 114V112H112L113 110H115V111L117 110V109H114V108H112V107H108L107 105H105L104 102H103V105H102V104H99V106H98ZM117 108H118L117 111L120 112V111L122 110V108H126V106H123V105L121 106V105H119V106H117ZM29 109H30V107H29ZM29 109H28V110H29ZM59 109H61V108L59 107ZM260 109H262V107H261ZM11 110H12V109H11ZM61 110H63V108H62ZM119 110H120V111H119ZM195 110H196V109H195ZM195 110L193 109L194 112H195ZM0 111H1V110H0ZM8 111H9V110H8ZM123 111H124V110H123ZM258 111H259V109H258ZM15 112H14V113H15ZM118 112H117V113H118ZM138 112H139V114H138L137 112H136V114H135V116L138 114V116H136V119H137V118H138V119L141 118L139 121H141V120L143 121L142 116L140 117L141 112H140V111H138ZM2 113H4V112L1 111L0 114L2 115ZM14 113H13V114H14ZM30 113H31V112H30ZM30 113H29V111H28L27 114H30ZM113 113H114V112H113ZM123 113H124V112H123ZM123 113H122V114H123ZM18 114H19V113H18ZM81 114H82V113H81ZM4 115H5V114H4ZM7 115H10V114L8 113ZM15 115H16V113H15ZM19 115H20V114H19ZM32 115H33V114H32ZM83 115H84V114H83ZM118 115L120 116L121 114L119 113ZM141 115H143V114H141ZM5 116H6V115H5ZM86 116H87V115H86ZM122 116H123V115H122ZM135 116H133V117H135ZM12 117H14V116H12ZM16 117H17V116H16ZM19 117H22V116H19ZM79 117H80V115H79ZM81 117H82V116H81ZM109 117H110V116H109ZM125 117H127V116H125ZM143 117H144V115H143ZM149 117H150V115H149ZM151 117H152V116H151ZM151 117H150V118H151ZM83 118H84V117H83ZM83 118H82V119H83ZM99 118H98V119H99ZM150 118H149V119H150ZM249 118H251V117H249ZM109 119H110V118H109ZM125 119H126V118H125ZM133 119H135V118H133ZM133 119H132V120H133ZM144 119H146L145 121L147 122V116H146V118H144ZM158 119H159V118H158ZM252 119H253V118H252ZM254 119H255V118H254ZM23 120H24V119H23ZM65 120H66V119H65ZM95 120H96V118H93V117H86V118H84V119L81 120V121H83V122L87 121V122H88V125H89V124H90L89 122H91V124H92L93 122H95ZM106 120H107V119H106ZM130 120H131V117H130L129 121H130ZM132 120H131V121H132ZM150 120H151V119H150ZM159 120H160V119H159ZM248 120H249V119H248ZM250 120H251V119H250ZM255 120H256V119H255ZM63 121H64V120H63ZM70 121H71V122H70ZM77 121H80V119H78ZM81 121H80V122H81ZM155 121H156V120H155ZM73 122H76L75 119H74V120H67V121H66V123H67L66 125H68V126H69V125H72V124H74ZM87 122H85V123L87 124ZM126 122H127V120H126ZM158 122H159V121H158ZM239 122L242 124V121H239ZM245 122H246V121H245ZM245 122H244V124H246ZM247 122H248V121H247ZM255 122H257V120H256ZM255 122H253V121L248 122L247 127H246V125H245V127H246V131H248L247 134L249 133V131H251V129L253 128V125L256 124ZM61 123H62V122H61ZM151 123H153V117H152ZM240 123H239V125H241ZM254 123H255V124H254ZM81 124H83V123H81ZM93 124H94V123H93ZM85 126H86V125H85ZM89 126H91V125H89ZM93 126H94V125H93ZM112 126H113V125H112ZM241 126H242V125H241ZM35 127H36V126L34 125V128H35ZM37 127H38V126H37ZM110 127H111V126H110ZM237 127H238V126H237ZM34 128L32 127L33 130H34ZM235 128H236V127H235ZM239 128H240V127H239ZM239 128H238L237 130H239ZM107 129H108V128H107ZM242 129H245V128H244V125L242 126L241 130H242ZM253 129H254V128H253ZM222 130H223V129H222ZM34 131H36V128H35ZM103 131H104V130H103ZM110 131H111V130H110ZM216 131H217V130H216ZM227 131H229V130L227 129V130H226V133H228ZM31 132H32V131H31ZM31 132H29V133L26 134V135H29ZM213 132H214V131H213ZM219 132H221V131H219ZM244 132H245V131H243V133H244ZM10 133H11V132H10ZM233 133H234V132H233ZM239 133H240V132H239ZM239 133H238V134H239ZM241 133H242V132H241ZM245 133H246V132H245ZM245 133H244V134H245ZM33 134L35 135V133H33ZM33 134H30L31 137L33 136ZM211 134H212V133H211ZM217 134H218V131H217ZM221 134H224V133H220L219 135L221 136ZM234 134H236V132H235ZM30 135H29V138H31ZM197 135H198V134H197ZM236 135H237V134H236ZM239 135H240V134H239ZM242 135H243V134H242ZM24 136H25V135H24ZM24 136H23V137H24ZM195 136H196V135H195ZM220 136H216L215 138H214V137H213V138H210V140L213 139V140H212V145H213V146H211L210 144H209V145H210L211 147H214V148L219 147V146H220V147H223V146H221V144H222V140H221V139H222V138H220ZM25 137H27V136H25ZM20 139H21V138H20ZM20 139H18V140H20ZM24 139H25V138H24ZM24 139H22V141H23ZM27 139H28V138H27ZM195 139H196V137H195ZM197 139H198V138H197ZM25 140H26V139H25ZM194 141H195V140H194ZM19 142L21 143V141H19ZM199 142H200V144H201V140H199ZM199 142H198V143H194V144H193V147L196 148L197 145L199 144ZM16 143H18V142H16ZM25 143H26V142H25ZM192 143H193V142H192ZM209 143H211V141H210ZM200 144H199V145H200ZM19 145H20V144H18V146H19ZM21 145H22V144H21ZM222 145H223V144H222ZM20 147H21V146H20ZM211 147H210V148H211ZM18 148H19V147H18ZM18 148H16V149L18 150ZM20 149H21V148H20ZM190 149L192 150L193 148H190ZM218 149H219V148H218ZM193 150H195V149H193ZM18 151H19V150H18ZM214 151H215V150H214ZM19 152H20V151H19ZM216 152L218 153V152H220V151H218V150L216 149ZM216 152H215V153H216ZM135 153H136V152H135ZM20 154H22V152H20ZM20 154H19V155H20ZM137 155H138V154H137ZM137 155H136V156H137ZM216 155H217V154H216ZM133 156H134V155H133ZM136 156H135V159H136ZM23 158H24V157H23ZM111 158H112V157H111ZM112 159H115V160H112V161H111V159H110V161L108 160L107 163H104L105 161L103 160L104 162L101 163V164H100V162H99V163H98L99 165H97V162H96L95 164H92V163L90 164V163H88V164H85V165L83 164V165H80V166H79V165H75L74 167L76 168V171L78 172V174H79L80 172L87 171V170H88V171H89V170H92V171H93V170L96 169V168H99L100 170H101L102 168L105 169V170H106V169H108V170L111 169V171H112L113 168H116V167L118 166V161L116 160L117 158L115 157V158H112ZM217 159H219L218 156H217V158H216V161L219 162V160H217ZM249 159H250V158H248L247 160H249ZM252 159L255 160L254 158H252ZM252 159H251V161H252ZM118 160H119V159H118ZM214 160H215V159H214ZM256 160H257V159H256ZM259 160H260V159H259ZM259 160H258V161H259ZM249 161H250V160H249ZM258 161H257V162H258ZM101 162H102V161H101ZM218 162H216L215 164H217ZM241 162H243L242 159H241ZM245 162H247V161H245ZM257 162H256V163H257ZM260 162H261V160H260ZM26 163H27V162H26ZM243 163H244V162H243ZM250 163H251V162H250ZM252 163H254V162H252ZM215 164H214V165H215ZM218 164H219V163H218ZM218 164H217V165H218ZM245 164H246V163H245ZM248 164H249V163H248ZM262 164H263V162H262L261 164H259V166L262 165ZM220 165H221V164H220ZM251 165H253V164H251ZM263 165H264V164H263ZM25 166H27V165H25ZM61 166H62V165H61ZM61 166H60V165L56 166L57 169H56L53 173H52V171H51V172L49 173V175L47 174L48 176H46V175L43 173V175L46 176V177H45L46 181L43 179V177H42L43 175H41V174H42L41 172H39L40 174L38 173L39 176L37 175L38 177L36 178V180H34V181L31 180L32 182L28 180V179H29V176H30V175L28 176V174H29V172H30V171H28V170H27L28 173H27V174H24V175H26V176H22V173H24V172H22V173L19 172V173H20V174H19V177H18V173H17V176H15L14 174H12V178H13V176H15L16 179L14 180L13 183H10V187H8V188L13 189V190H12L13 192H14V189H15V190H20V193H21V190H22V191H23V190L25 191V190L28 189V188H27V189H22L23 186H24V188H25L26 181L28 180V181L30 182V184H29V182L27 181V185L30 186V187H29V186H28V187L31 188V189H33V190H36V191L39 192V193H44V192H45V193H53V192H57V191H59V186L62 185V182H61L62 178H61V175L59 176V174L62 173V170H63L62 168H64V167H61ZM236 166H237V165H236ZM254 166H255V163H254ZM58 167H59V168H58ZM239 167H240V166H239ZM249 167H250V166H249ZM25 168H26V167H24V169H25ZM118 168H119V166H118ZM244 168H245V166H244ZM260 168H262V167L260 166ZM103 169H102V170H103ZM203 169H204V168H203ZM203 169H202V172H203ZM246 169H247V168H246ZM258 169H259V168H258ZM25 170H26V169H25ZM25 170H23V171H25ZM74 170H75V169H74ZM108 170H107V171H108ZM114 170H115V169H114ZM159 170H160V169H159ZM206 170L208 171V169H206ZM21 171H22V170H21ZM65 171H66V170H65ZM120 171H121V167H120ZM157 171H158V170H157ZM33 172H34V171H33ZM33 172H32V173H33ZM59 172H60V173H59ZM97 172H98V171H97ZM97 172H96V173H97ZM198 172H199V171H198ZM204 172H205V170H204ZM25 173H26V172H25ZM94 173H95V172H94ZM102 173H103V171H102ZM205 173H206V172H205ZM205 173H204V175L202 174L204 177H206ZM78 174H77V176H79ZM156 174H157V173H156ZM263 174H264V173H263ZM263 174H262V176H264ZM157 175H160V174H157ZM161 175H162V174H161ZM161 175H160V178L162 177ZM197 175H198V174H197ZM197 175H196V177H197ZM20 176H22V177L24 178V180H25V178L28 176V177H27L28 179L25 180L24 183L22 182L24 185L21 186V189H16V188L19 186L18 183H17V181L19 182V180H20V178H21ZM31 176H32V175H31ZM17 177H18L19 179H18ZM154 177H156V176H154ZM157 177H159V176H157ZM233 177H234V176H233ZM236 177H237V175H236ZM23 178H21V179H23ZM60 178H61V179H60ZM160 178H158V179H160ZM237 178H238V179H239V178L241 179L240 176L237 177ZM30 179H31V177H30ZM124 179H126V178L124 177ZM147 179H148V178H147ZM197 179H198V178H197ZM197 179L195 178L193 181H195V180H197ZM238 179H237V180H238ZM242 179H243V178H242ZM16 180H17V181H16ZM73 180H74V179H73ZM77 180H78V179H77ZM119 180H121V179H119ZM119 180H118V181H119ZM155 180H156V179H155ZM201 180H202L203 182L205 181V180H203V178H201ZM230 180H233V179H231V177H230ZM15 181H16V182H15ZM20 181H22V180H20ZM118 181H117V182H118ZM121 181H123V179H122ZM121 181H120V182H121ZM148 181H149V179H148ZM199 181H200V180H199ZM199 181H198V182H199ZM115 182H116V181H115ZM120 182H119V183H115V184H120ZM125 182H128L127 179L125 180ZM145 182H147V180H146ZM175 182H176V185L179 184L178 181H175ZM175 182H174V183H175ZM177 182H178V183H177ZM228 182H229V180H228ZM230 182H232V181H230ZM230 182H229V183H230ZM234 182H235V181H234ZM19 183H20V185L22 184L21 182H19ZM72 183H73V181H72ZM72 183H71V185H72ZM112 183H114V181H113V182H110V186H112ZM123 183H124V181H123ZM130 183H131V182H130ZM148 183H149V182H148ZM196 183H197V182H194V183H192V184L194 185V184H196ZM200 183H201V182H199V186H198V184H197L196 186H193V187H194L193 190H192V189H189V190H192V191H191L192 194H191V196L187 195V196L191 197V199H187L188 201H189V200L192 201V199H193L194 201H198V200H200V199H203L202 196H201V193H203L206 189L204 190V189L202 188V191H201V189H200V185H201V184H200ZM225 183H226V182H225ZM225 183H224V184H225ZM60 184H61V185H60ZM107 184H109V183H107ZM107 184H106V185H107ZM121 184H122V182H121ZM121 184H120V188L122 187ZM192 184H190V186H191ZM203 184H204V183H203ZM205 184H206V186H207V183H206V182H205ZM224 184H223V185H224ZM240 184H242V181H241ZM64 185H65V184H64ZM64 185H62V186H64ZM73 185H74V184H73ZM128 185H129V184H128ZM128 185H127V183H126V186H128ZM176 185H174V187H177ZM181 185H182V183H181ZM220 185H221V184H220ZM225 185H226V184H225ZM228 185H229V184H228ZM231 185H232V184H231ZM231 185H230V186H231ZM233 185H234V184H233ZM116 186H117V185H116ZM179 186H180V185H179ZM179 186H178V187H179ZM187 186H188V185H187ZM221 186H222V185H221ZM234 186H235V185H234ZM237 186H238V184H237ZM242 186H243V185H242ZM26 187H27V186H26ZM69 187H70V185H69ZM69 187L67 188V187L65 186V190L61 187V188L63 189L62 192H63L64 196H66V195L69 196V194L73 192L72 189L69 188ZM71 187H72V186H71ZM113 187H115V185H114ZM124 187H125V185H124ZM129 187H130V185H129ZM170 187H171V186H170ZM181 187H182V186H181ZM215 187H216V186H215ZM238 187H239V186H238ZM240 187H241V185H240ZM240 187H239V188H240ZM259 187H260V186H259ZM18 188H20V186H19ZM61 188H60V190H61ZM106 188H108V187L106 186ZM110 188H112V187H110ZM222 188H224V187H222ZM231 188H232V187H231ZM231 188H230V189H231ZM257 188H258V187H257ZM116 189H117V187H116ZM123 189H124V188H123ZM169 189H170V188H169ZM176 189H177V188H176ZM176 189H174V190L176 191ZM181 189H183V188H181ZM185 189H186V188H185ZM185 189H183V191H184ZM233 189H234V188H233ZM244 189H246V190H248V189L251 190V189H254V188L251 187V189H250V188L247 189V188L244 187ZM260 189H261V187L259 188V192H260V191L262 192L263 190H260ZM108 190L110 191L111 189H108ZM113 190H114V189H113ZM119 190H120V189H119ZM177 190H178V189H177ZM186 190H187V189H186ZM211 190H213V188L210 189V192H211ZM217 190H218V189H217ZM217 190H213V191H215V193H216ZM235 190H236V189H234V191H235ZM237 190H238V188H237ZM249 190H248V192H249ZM114 191H115V190H114ZM170 191L173 192L172 187H171ZM175 191H174V192H175ZM200 191H201V192H200ZM206 191H208V189H207ZM230 191H231V190H230ZM13 192H12V194L15 193V192H14V193H13ZM107 192H108V191H107ZM166 192H167V191H165V193H166ZM184 192H185V191H184ZM219 192H221V190H219ZM251 192H252L253 194H255L257 191L255 192V189H254V191H251ZM254 192H255V193H254ZM17 193H18V195H19V191H17ZM163 193H164V192H163ZM163 193H162V194H163ZM179 193H180V191L178 190V195L176 196L175 193L170 194V193H169V190H168V196H167V194L165 195L166 197L163 195V196H161V197H162V198L164 197V199H160V200H159V198H161V197H160L159 195H157L158 197L156 196V197H157L156 199H158L159 201H156V200H155V201L158 203L157 205H162L161 209H163V206L167 207V206H171L173 203H175V202H176V201H175L176 197H177V199L179 200L178 197H179V195L181 196V194H182L183 192H182L181 194H179ZM186 193L188 194V191H186ZM223 193H224V192H223ZM223 193H222V194H223ZM226 193H227V192H226ZM226 193H225V194H226ZM231 193H232V192H231ZM257 193H258V192H257ZM37 194H38V193H37ZM59 194H60V193H59ZM203 194H204V193H203ZM203 194H202V195H203ZM213 194H214V193H212V196H213ZM216 194H217V193H216ZM253 194H249V195H253ZM16 195H17V194L15 193V195H13V197L16 196ZM18 195H17V198H19V199H17V202H19V203L21 204V202L23 203V200H22L23 198L19 197ZM60 195H61V194H60ZM160 195H161V194H160ZM210 195H211V194H210ZM220 195H221V194H219V196H220ZM260 195H261V194H260ZM24 196H25V195H24ZM184 196H185V194H184ZM22 197H23V196H22ZM207 197H209V195H207ZM227 197H228V195H226V198H227ZM27 198H28V197H27ZM182 198H183V196H182ZM187 198H188V197H187ZM223 198H224V197H223ZM15 199H16V197L13 198V201H14ZM154 199H155V198H153L152 200H154ZM209 199H210V197H209ZM220 199L222 200V197H220ZM148 200H149V199H148ZM148 200H147V201H148ZM152 200L150 199L151 202H152ZM182 200H183V199H182ZM187 200H186V201H187ZM206 200H207V199H206ZM206 200H205V201H206ZM223 200H225V199H223ZM29 201H30V200H29ZM29 201H28V199H27V202H29ZM17 202H14V203H17ZM143 202H144V201H143ZM199 202H201V201H199ZM199 202H198V203H199ZM202 202H203V200H202ZM144 203H145V202H144ZM148 203H149V202H148ZM177 203H178V202H176V204H177ZM183 203H185V201H183ZM190 203H191V202H190ZM193 203H195V202H193ZM139 204L142 205V203H139ZM139 204H138V206L140 207ZM152 204H153V202H152ZM185 204H186V203H185ZM195 204H197V203H195ZM199 205H200V204H199ZM16 206H17V205H16ZM90 206H91V205H90ZM90 206H89V207H90ZM151 206H152V205H151ZM155 206H156V205H155ZM17 207H18V206H17ZM142 207H143V206H142ZM142 207H141V208H142ZM141 208H140V210H141ZM143 208H144V207H143ZM169 208H170V207H169ZM93 209H94V208H93ZM90 211H91V210H89V212H90ZM138 211H139V210H138ZM83 212H84V211H83ZM89 212H88V214H89ZM135 212H136V211H135ZM225 212H226V211H225ZM225 212H224V213H225ZM85 213H86V211H85ZM136 213H137V212H136ZM134 214H135V213H134ZM219 214H220V213H219ZM221 215L223 216L224 214H221ZM228 215H229V214H228ZM85 216H86V215H85ZM132 216H133V215H132ZM9 217H10V216H8V217H6V218L9 219ZM226 217H227V216H226ZM226 217H225V218H226ZM228 217H229V216H228ZM4 219H5V217H4ZM123 219H124V218H123ZM123 219H122V220H123ZM229 219H230V218H229ZM2 220H3V219H1L0 222H2ZM5 220H6V219H5ZM14 220H15V219H13V221H14ZM124 220H125V219H124ZM124 220H123V221H124ZM227 220H228V219H227ZM6 222H7V221H6ZM10 222H11V221H10ZM127 222H128V221H127ZM127 222H126V223H127ZM7 223H8V222H7ZM0 224H1V223H0ZM121 224H122V223H121ZM169 224H170V223H169ZM2 225H3V224H2ZM66 226L69 227V225H66ZM75 226H76V225H74V226H72V227H70V228H66L67 230H65V227H64L63 229H64L65 232H68V231H69V232H68L69 234L71 233L70 229H72V230H76V234H77V232H78L79 229L77 230V228H76ZM127 226H128V225H126L125 227H122V226H121V227H122V229H123V228H126ZM171 226H172V225H171ZM3 228H4V229L2 230L3 232H5V231H7V230H10V231L14 232V231H16V230L18 229V226H17L16 223H11V224L7 225L6 228H5V227H3ZM74 228H76V229H74ZM170 228H171V227H170ZM63 229H62V230H63ZM122 229H121V230H122ZM123 231H124V230H123ZM0 232H1V231H0ZM3 232H1L0 234H3ZM72 232H73V231H72ZM114 232H115V231H114ZM120 232H121V231H120ZM6 233H8V231H7ZM74 233H75V231H74ZM74 233H73V234H74ZM124 233H125V232H124ZM124 233H123V234H124ZM73 234H72V235H73ZM121 234H122V233H121ZM4 235H5V234H4ZM77 235H79V234H77ZM75 236H76V235H75ZM122 236H123V235H121V239L123 238ZM160 238H161V237H160ZM50 239H51V238H50ZM45 240H46V239H45ZM48 240H49V239H48ZM163 240H164V239H163ZM43 241H44V240H43ZM49 241H50V240H49ZM44 242H45V241H44ZM46 242H47V241H46ZM42 245H43V244H42Z\"/></svg>","mask_w":264,"mask_h":264}]
</instances>
